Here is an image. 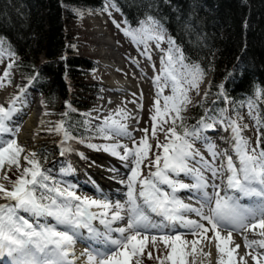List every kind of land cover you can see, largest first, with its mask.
<instances>
[{"label":"snow or ice","instance_id":"6c2138e0","mask_svg":"<svg viewBox=\"0 0 264 264\" xmlns=\"http://www.w3.org/2000/svg\"><path fill=\"white\" fill-rule=\"evenodd\" d=\"M104 11H108L107 5ZM124 31L137 43L147 45L148 41H154L157 48L162 43L169 45L161 58V74L155 77L158 92L154 114L150 117L152 136L155 137L158 119L166 123L165 116L175 113L169 117L173 127L165 132L168 142L156 144L157 148L163 149L162 155L154 154L148 164L144 163L149 160L152 149L148 143L149 129H142L144 137L135 140L123 122L130 118L124 108L117 109L115 116L104 117L103 123L94 129L96 136L106 141L115 140L114 143H91V133L88 137H75L62 119L54 129L63 134L61 156L76 153L86 160L87 157L74 147L77 143L84 144L94 151H103L118 158L129 169L127 177L120 181L127 188L124 201L78 195L74 185H62L49 169L41 166L37 153L24 154L25 148L18 143L16 136L20 129L11 126V122L19 111L17 103H23L26 89L21 88L20 95L14 96L7 107L0 104V169L5 165H15L19 170L21 154H24L23 160L27 165L15 181H10L11 190L0 183V200L4 201L0 203V256L10 258V264H78L81 261L82 264H143L150 238L153 248H157L159 240L166 252L154 257L153 251H147V258L155 259L157 264H197L198 255H211L210 251H204V245H211L213 240L216 242L217 264H248L245 256H251L255 264H261L264 260V238L250 240L245 234V248H252L256 254L246 252L242 256L237 253L240 244L233 241V232H252L264 237V149H260L259 139L257 146L251 147L240 124L223 118L211 123L201 118L191 130L184 128L182 134L178 133L176 122L180 120L182 126L184 118L181 113L191 103L188 91L198 89L203 80V70L199 65L185 63L182 50L171 36L166 35L160 20L152 15L140 21L138 28ZM5 53L12 57V62L0 77V87H4V80L11 83L8 78L16 57V53L6 45L5 38L0 37V61ZM144 54L151 59L147 47ZM162 78L165 82L163 87L170 83L173 93L163 97V109L160 100ZM219 88V95L227 101L224 85H219ZM204 95L206 97L207 92ZM256 95L260 97L264 93L257 91ZM66 106L75 111L70 105ZM248 108L249 114L253 115L251 102ZM62 115L67 116L68 112ZM253 119L260 123L258 117L253 115ZM217 123H227L225 131L232 133L236 162L227 152H217L215 145L202 136L205 131H214ZM85 127L86 130L91 128L90 120L85 121ZM120 138L131 139L133 147L120 143ZM196 140H204L211 160L205 159L195 149ZM217 159H221L219 165L216 164ZM189 161L198 163L199 167H190ZM142 166L149 169L146 176ZM61 171L70 175L74 169L69 165ZM205 173L210 174L211 180ZM181 174L189 176L193 183L176 179ZM3 178L7 179L6 173ZM218 178L221 184L215 182ZM181 190L198 194L190 197L197 199L198 206L184 203L176 195ZM242 199L250 203H241ZM21 213H27L34 220L30 221ZM186 213L194 214L198 219H191ZM153 215L160 219H154ZM97 221L103 230L94 223ZM257 228L260 229L258 233ZM210 232L211 236L208 235ZM188 235L193 237L191 241L185 238ZM78 241L89 245L79 254L75 249Z\"/></svg>","mask_w":264,"mask_h":264},{"label":"trees","instance_id":"16d2710c","mask_svg":"<svg viewBox=\"0 0 264 264\" xmlns=\"http://www.w3.org/2000/svg\"><path fill=\"white\" fill-rule=\"evenodd\" d=\"M106 5L117 11L124 29L138 28L139 22L149 15L160 20L166 35L182 50L185 63L199 65L203 70L199 83L200 86L205 81L202 97L181 113L184 119L182 126L180 120L176 122L178 133L182 134L184 128L192 129L201 118L211 123L228 113L231 118L242 120V111H248L251 102L253 115L260 121L258 124L253 119L255 144L259 139V147L264 149V95H256L257 91L264 93V0H0V37L16 53L9 79L16 91L30 86L42 96L51 115L49 129L54 130L63 119L73 136L90 135L83 112L92 109L98 99L99 88L87 83L95 65L75 55L67 24L74 11L103 12ZM3 57L12 62L6 53ZM221 84L227 101L219 95ZM65 112L67 116L62 115ZM172 115L175 113L165 116L169 128L173 127L169 118ZM160 123L165 124L163 120ZM91 125L90 142L95 143L102 138L94 133L97 126L92 122ZM54 132L53 140L41 142L35 153L43 168L55 171L64 181L61 162L47 166L57 139L60 135L63 138L62 133ZM166 142L165 139L159 143ZM80 145L85 151H94L84 144H75ZM162 152L155 146V154ZM20 161L19 170L12 165L6 173L4 182L10 189V181H15L27 166L23 158Z\"/></svg>","mask_w":264,"mask_h":264},{"label":"rangeland","instance_id":"374dc122","mask_svg":"<svg viewBox=\"0 0 264 264\" xmlns=\"http://www.w3.org/2000/svg\"><path fill=\"white\" fill-rule=\"evenodd\" d=\"M78 12L82 13V15L78 14ZM98 19H101L103 21L102 22L103 24L100 27V30H103V32L111 38V40L113 41L114 45L117 48L118 54H120L118 56L122 63L123 74L117 73L116 76L120 78H126V79L129 78V80L132 82V85L133 86L135 85L134 91L140 90L141 92L142 108H141L140 119L138 121V124L136 125L135 130L132 131L131 133H132V137L135 140L139 141L145 135V133L141 130L144 128L149 129L148 143L152 145V149L149 152V160L144 161L145 164H148L155 154L154 149H155L156 143L165 140V132L167 131V129H169V126H166V123L164 125H162L161 123L159 124V121L161 120L158 119L157 128H156V136L153 137L152 136L153 122L150 119L151 115L154 114V101L157 99V92H158V86H157V83L155 82V77L161 74V67H162L161 58L164 56V50H166L169 47V45L167 43H162L160 45V48H157L156 43L154 41H148L147 45L143 43L134 42L130 36L125 35V31H124L125 29L122 23V18L119 16L117 11L111 8H108V11H104L101 13H92L89 11H74L73 19H70L67 24L69 32L73 36V39H74L73 40L75 43L74 49H76L78 55L82 57L85 56L90 60H93V61L99 60V55H98L99 50L98 49L100 48V45H101L99 42L100 36L97 37V33L95 29V26L98 27L100 24L99 22L100 20ZM117 25H119V27H117ZM146 47L148 49V52L151 55V59H148L146 55L144 54ZM8 64H9V60L3 57L2 61H0V77L3 76V73L7 69ZM107 80H108V76L104 72H102V70L100 69V63L97 62L96 69L87 77V83L96 84V85L100 84L99 87L101 89L98 93V99L96 102V106L94 108L96 110L100 108L103 100H105L107 95H113V93L108 88L102 85ZM3 83H4V87H0V104H3L7 107L9 103L11 102L12 98L14 96L20 95V93L16 91L14 84H11V83L8 84L7 80H4ZM164 83L165 82L162 78L160 81V86L163 87ZM204 85H205V81L198 87V89L191 88L188 91V96L191 100V103H189L187 106L193 105L197 100H199L202 97ZM185 87H187V85H185ZM28 93L29 91L25 92L23 94V97H26ZM171 95H173V93H172L171 85L169 83L168 87H163V92L161 93V96H160L162 109H163V103H164L163 97L171 96ZM87 96L93 97L90 94ZM32 99L34 100V99H39V98L32 97ZM131 101H132V97L129 95L123 96L121 98L119 97L118 102L115 103L116 105L114 104L115 111L111 112L110 115L115 116V113L117 109L119 108H124L126 110L128 106H130ZM42 107L44 110L43 113L45 115L44 123L40 131L38 130L37 132L33 133V136H35V138L30 140V147L25 149V153L32 152L33 150L39 147L41 142H50L51 140H53V137H55L54 130L48 128L50 124L49 122L51 120L50 114L48 113V111L45 109L44 106ZM95 111L92 113L88 112L87 114L94 118ZM242 114H243L242 120L233 119L230 117L228 113L225 114V116H223L222 118L225 121H227L228 119L236 120L237 123H239L241 128L243 129L242 134L250 142L251 147H256L255 122L253 120L252 115L249 114V108H248V111H242ZM110 115H105V117L110 116ZM116 118L119 119V117H116ZM244 125H247V127L244 128ZM17 126L19 127V123L17 124ZM226 127H227V123H224V124L217 123L214 131L213 130L205 131L202 133V136H204L205 134L207 135V138L215 145V149L217 152L222 153L223 150L225 151L230 150V152L232 153V156L236 157V154L233 151L234 141L232 138V133L230 130L225 131ZM189 130H191V128ZM57 138H58V134H57ZM218 139H220L223 142L225 141L228 147L225 148L221 144H218L217 142ZM57 141L59 144L61 141L60 136L57 139ZM114 142L116 141L115 140L106 141L104 139H99L97 140L95 144H105V143H114ZM119 142L123 144H127L129 148L133 147L131 139L120 138ZM216 144L218 147L216 146ZM77 147H80V149L83 150L81 145ZM194 147L205 157V159L207 160L212 159V157L209 154V149L206 146L204 140H196L194 142ZM121 151L123 150L121 149ZM96 154L97 155L86 154L85 157H87V159L85 160V159H81L79 155L72 153L71 159L69 160V165L72 167L74 164L75 171L78 173V175L82 177V183L84 186L87 187V190H85V189H82L78 184L72 183V185L75 186V191L77 192V194L81 196H88L94 199H99L98 190L94 189L93 187L95 186V183L92 181V179H90L89 175L87 174V173L90 174L91 172L94 171V167L91 163V158L99 159V158H104V157H110L111 155L103 151H99V152L97 151ZM77 158L80 161H78ZM197 160H199V157H197ZM189 164H192V161H189ZM216 164L217 165L220 164L219 159L216 160ZM192 167H199V164H192ZM142 170L145 176L149 172V169L144 168L143 166H142ZM151 170L155 171V168H152ZM10 171L11 169L8 165H5L4 169H0V183L4 184L5 188L9 190L11 189L7 187L6 183L4 182L3 177L5 173H8ZM128 173H129V169L126 168V172L123 175L124 178L127 177ZM207 176H210L209 173H207ZM176 179H179L183 183H187V184L193 183L189 176L181 177V178L179 176V177H176ZM218 180L219 179H216L215 182L217 183ZM92 183H94V185H92ZM88 190H93L94 193H91ZM2 202L3 201L0 200V203ZM21 214L28 216V219L34 220V217L29 216L27 213H21ZM188 217L191 219H195L194 214H189ZM211 234L212 233L210 232L208 235L210 236ZM185 238L187 240H190L191 238L193 239L191 235H188ZM147 251H153L154 257L160 253L166 254L164 246L159 240L157 241V248H153L150 242V238H149L148 248L145 251L144 257H143V264H157V261L155 259L149 260L147 258ZM251 251L252 249L249 248L248 252H251ZM249 258L251 259V256ZM191 259L192 258L189 257L190 261Z\"/></svg>","mask_w":264,"mask_h":264},{"label":"bare ground","instance_id":"6f19581e","mask_svg":"<svg viewBox=\"0 0 264 264\" xmlns=\"http://www.w3.org/2000/svg\"><path fill=\"white\" fill-rule=\"evenodd\" d=\"M101 22L103 21L101 20ZM100 26H102V23L99 24L98 26L99 28L95 26L97 37L100 36L99 42L101 44L100 48L98 49L99 60L97 62L100 63V69L102 70V72H104L108 76V80L102 85L108 88L113 93V95H107L105 100H103L100 108L95 111L94 118L92 117V119L102 124L105 115H110L111 112L115 111L114 109L116 105L115 103L118 102V98L129 95L132 97V101H135V103H133L132 101L130 102V106H128V108L126 109L130 118L123 122L128 125V130L132 132L135 130L136 125L138 124V121L140 119L141 108H142L141 92L140 90L134 91L135 85L134 86L132 85V82L129 80V78L126 79L116 76L117 73L119 72L122 73V71H120L122 63L118 56L120 54H118L117 48L114 45L111 38L107 34H105L103 30H100ZM31 95L32 92H29L26 97H23V103H18L16 105L19 111L13 117V121L11 122V126L14 125L13 127H16L17 124L19 123L20 130L17 133L16 138L18 140V143L24 146L25 149L30 147V140L35 138V136H33V133L37 132L38 130L40 131L45 120V115L43 113L44 110L42 109L41 101L39 99L33 100ZM217 142L218 144H221L225 148L228 147L225 141L223 142L220 139H218ZM222 152H227L229 155L232 156L230 150L228 151L223 150ZM219 160L221 163V159ZM233 161L236 162V157H233ZM91 163L94 167V171L91 172L90 174L89 173L87 174L89 175L90 179H92V181L95 183V186L93 187L94 189L98 190L99 199L110 198L113 202L118 200L121 202L124 201L127 188L125 184L120 182L122 179H125L123 175L125 174L127 167H125L124 163L121 162L118 158L113 156L99 158V159L91 158ZM192 164H198V163L192 161ZM192 164H189L190 167H192ZM109 169H116V171H109ZM205 175L207 176V173H205ZM181 177H188V176L181 174L180 178ZM208 178L211 180L210 176H208ZM94 183H92V185H94ZM217 184H221L220 179L218 180ZM223 186L224 185H222V187ZM211 191L212 190L209 189L210 193ZM221 194L223 195L224 193L221 192ZM176 195L181 200H183L184 203L192 204L193 206H198L197 199L195 198L190 199V197L196 196L198 194L190 193L187 190H181L178 191ZM241 203L247 204L250 203V201H248L247 199H242ZM189 214L191 213H186L187 216ZM153 218L156 220L160 219V217H156L155 215H153ZM195 219L198 218L195 217ZM94 223L98 227H100L101 230H103V226L99 225L98 221ZM259 231L260 229L257 228L256 232L258 233ZM245 234L248 235V238L250 240L264 238V237H260L257 234H253L252 232H248V233L233 232L234 244H240L241 246L237 250L238 256L244 255L246 252H248L249 249V248H245L244 246L243 237ZM113 235L116 234L114 233ZM191 240L192 238L189 241ZM215 243H216L215 240H213L211 245H206V244L204 245V251L205 252L210 251L211 255L206 257H200L198 255L197 264H217V251L215 248ZM234 244L231 246H234ZM87 247H89L88 244L78 241L77 244L75 245L77 254L84 251L85 248ZM251 252L252 254H256L253 251V249ZM0 257H2L0 264H10V258L6 256H0ZM249 257L250 256H245V259L248 261V264H255V262L252 261V259H250ZM78 264H82V261L78 262ZM261 264H264V260L261 261Z\"/></svg>","mask_w":264,"mask_h":264}]
</instances>
